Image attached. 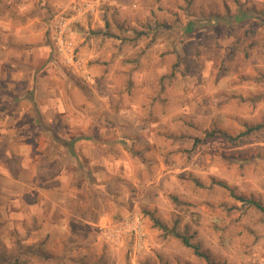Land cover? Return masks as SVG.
<instances>
[{
    "label": "rangeland",
    "instance_id": "obj_1",
    "mask_svg": "<svg viewBox=\"0 0 264 264\" xmlns=\"http://www.w3.org/2000/svg\"><path fill=\"white\" fill-rule=\"evenodd\" d=\"M67 1L19 0L17 14L14 1L0 0L22 31L29 19L38 20L31 27L42 30L38 42L47 50L43 57L27 41L14 47L3 42L0 264H264V213L249 204L264 206V0H178L183 13L214 16L213 22L190 26L175 13L163 24L151 26L143 19L124 29L86 32L77 40L89 66L86 44L125 49L123 62L113 61L115 72L107 79L117 96L114 111L130 117V135L123 137L126 153L118 146L110 153L115 175L109 173L104 185L79 175L71 192L81 198L80 213L74 215L75 201H68L60 217V208L38 190L56 187L53 180L63 173L58 161L44 160L35 150L57 144L49 132L52 124L36 106L18 114L23 107L9 100L33 96L35 82L47 79L38 68L49 61L53 75L47 82L58 97L68 96L78 107L98 93L95 80L103 74L97 68L104 64L87 73L68 70L57 46V20L76 15L74 2ZM205 3L210 7L201 10ZM116 37L123 41L118 44ZM212 130L242 135L234 141L205 137ZM195 139L201 142L194 144ZM31 163L35 179L48 178L50 185L12 181L19 176L27 182ZM103 169L100 180L108 174ZM56 197L59 193L51 198Z\"/></svg>",
    "mask_w": 264,
    "mask_h": 264
},
{
    "label": "crops",
    "instance_id": "obj_2",
    "mask_svg": "<svg viewBox=\"0 0 264 264\" xmlns=\"http://www.w3.org/2000/svg\"><path fill=\"white\" fill-rule=\"evenodd\" d=\"M12 1H14L16 7L15 11L18 14L20 12V5L18 3L19 0H11V2ZM70 1L74 2L71 8H76V13H74L76 15L65 17V19L70 20V24L66 28L63 35L70 61H68L70 64L68 70H74L76 73H87L88 68L91 69L99 64H104L97 68L101 69V74H103V80L100 81V78L95 80L97 84H100L97 89L98 93L94 99H90V101L83 99L80 103L81 105L78 107H76L77 105H73V101H71L68 96L59 95L58 97L55 89L47 82L53 75L52 63L49 61L44 68H38L39 72L46 76L47 79H41L40 82L37 81V83L39 82L38 84L35 82L36 86L34 87L35 91L33 96L31 93L30 95H22L23 97L21 99L11 98L9 100L10 104H16L19 110L23 107L21 112H18V114H22L24 111L28 110L31 105L36 106L40 110V115L52 124V131L50 130L49 132L59 146L54 144L53 141V143L49 145L39 144L35 147V150L44 153V160L49 159V161H54L55 159L58 161V167L60 170H63V173H60L59 176H57V180H53L55 181L54 184L57 185L56 187H44L39 188L38 190L41 196L46 198L50 197L51 200L49 198L48 199L55 204L56 207L58 206V208H60V217L63 215L62 212L68 211V201H75L73 214L79 215L80 213L78 208L81 203V198L75 197L71 192L75 188L73 186L75 185L79 175H88V177H90L89 179L97 177V180L93 183H99L102 185L109 181V173L115 175V172L112 171L115 160L112 156L110 158V153L115 146H118L123 153H126L124 147L122 146V143H124L125 140L123 137L130 135V117L128 118V116L124 114V111H121V113H116L114 111L113 104L115 103L116 96L112 91L114 84L112 81L107 79L111 76L112 72H115V60L123 62L125 49L123 47H117L114 50L106 51L104 49H100L101 47L96 49L94 44L88 48L89 45L86 44L84 48L90 49V52L86 51V54L87 52L90 53L89 57H91L93 61V65L89 66V62L91 60L86 58L84 55L85 52L84 54L82 53V42H78L77 40H80L82 35L86 34V32L87 34H89L90 31L104 33L105 30L112 27L124 29L126 27H131L132 25H137V23H141L140 21L144 20L145 23H149L151 26H155L156 23L163 24L165 23L163 22L164 20L171 18L169 16H174L175 18V13H178L183 19L187 18L186 22L190 26L204 25L211 21L213 22L211 19H214V16L199 17V15H197L196 17L192 14V12H190L191 14L185 11V13H183L180 10L178 0H151V3L148 1L146 3L144 0ZM169 1H171V3H169ZM67 3H69V0ZM0 5H2V8H0V35L3 36V38L0 39L2 43H0V68L5 60L3 53L5 50V45L3 44L4 41H10L8 45L11 47L18 46L21 40L27 41V43H29L28 47L33 45V48L40 49V51L43 52V57H46V44L38 42L42 40L44 34H42V30H40V28L31 27V25L34 26L35 21L38 20H36L35 17L30 20L29 17L26 30L22 31L16 26L17 23H15L14 18L11 17L12 14H9L8 5L2 3ZM70 5L71 3L67 6V8ZM208 7L210 6L205 3L203 4V8L201 10H208ZM190 9H193L194 11L195 6L189 7V10ZM67 13L73 14V12L70 11ZM17 18H19L18 15H15V19ZM199 20L201 22H199ZM175 22L178 24L177 21ZM186 30L189 29L187 28ZM77 31L81 33L78 34ZM25 32L27 33L24 34ZM19 35H22L23 37L19 38ZM84 40H86V37H84L83 41ZM115 40L118 44H120L123 41V38L116 37ZM106 55L107 60H104L103 58ZM102 61L107 62H105V64ZM31 70L36 72L35 69L31 68ZM20 74H22L21 71H17L16 79H18ZM11 86L14 87V85ZM51 90H53V95ZM41 91L45 92V96L37 95L38 92ZM45 115H47V118ZM55 117V122H53V118ZM66 118H68V120ZM60 120H65L67 123L65 124V127L59 125ZM55 126L63 130L62 134L56 133V131L53 130V127ZM29 146H31L30 143ZM2 165L3 164L0 163V166ZM30 165H32V163ZM99 167H103V170L108 172L106 177L103 176L104 180H100L99 175H97ZM29 170L27 182L22 181L19 176L17 179H12V181L17 184L24 183L31 186H35L40 183L50 185L51 180L48 178L41 180L40 182L35 179L36 174L34 165H32ZM58 193L59 197H56L53 200L51 197Z\"/></svg>",
    "mask_w": 264,
    "mask_h": 264
},
{
    "label": "trees",
    "instance_id": "obj_3",
    "mask_svg": "<svg viewBox=\"0 0 264 264\" xmlns=\"http://www.w3.org/2000/svg\"><path fill=\"white\" fill-rule=\"evenodd\" d=\"M256 127L259 128L260 126H256ZM251 129H252V128H249V129L247 130L246 133H249ZM216 135L222 136L223 138H225V139H227V140H229V141H234L236 138H238V136H240V135H242V134L238 135V136L235 138V137H232V136L226 134V133L223 132V131H220V130H212V131H210V132H206V136H205V137H207V138H212V137H214V136H216ZM199 142H201V140H199V139H195L194 144L199 143ZM249 204H251V205L254 206L256 209H258V210H260L261 212L264 213V206H262L260 203H258V202H253V201H249ZM162 228L165 229L164 227H162ZM175 236L178 237V238H180L181 241H182V243H183L185 246H188V247L193 248V249H194V252H195L196 255L201 256V257H204V256L201 254V252L199 251L198 247L192 245L186 237H184V236H180L179 234H176V233H175Z\"/></svg>",
    "mask_w": 264,
    "mask_h": 264
},
{
    "label": "built area",
    "instance_id": "obj_4",
    "mask_svg": "<svg viewBox=\"0 0 264 264\" xmlns=\"http://www.w3.org/2000/svg\"><path fill=\"white\" fill-rule=\"evenodd\" d=\"M69 24H70L69 19H65V17H61L57 20V24L55 25V30H57L56 32L57 46L59 48V51L62 53V55H65L67 57L68 61H69L68 50L66 48V43L64 41L63 35Z\"/></svg>",
    "mask_w": 264,
    "mask_h": 264
}]
</instances>
